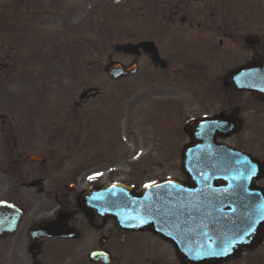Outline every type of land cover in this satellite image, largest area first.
I'll list each match as a JSON object with an SVG mask.
<instances>
[{"label":"flooded vegetation","instance_id":"flooded-vegetation-1","mask_svg":"<svg viewBox=\"0 0 264 264\" xmlns=\"http://www.w3.org/2000/svg\"><path fill=\"white\" fill-rule=\"evenodd\" d=\"M152 7L155 14L164 18L160 21H170L172 27L165 28L168 23L159 24L157 28L161 29L155 27L153 35L127 37L126 42L153 41L159 55L166 60L162 69L168 62L171 63V56L178 53V47L188 51L186 59L190 55L189 47L198 48L184 62L197 70V78L190 77L202 81L207 88L190 91V99L197 97L201 105L188 119L208 116L211 120L217 119L218 124L221 121L219 115L235 114L242 128L227 137L212 129V140L245 147L255 157L254 153H257L264 164V139L259 138L256 131L249 140L245 138L244 141L253 145L260 143L255 151L248 143L242 142L238 133L247 125L251 128V125L262 123V115L260 112L257 114L260 109L246 115L242 107L249 102H258L263 107L264 95L255 89L231 87L228 85L231 81L224 76L225 70L231 66L263 59L260 64L249 68L248 78L251 83L260 78L264 81V0H160ZM177 20L181 28L174 24L178 23ZM241 25L243 28H240ZM0 29L10 36L8 44L0 41V86L6 83L11 87L8 92L9 107L1 105L6 103V98L0 100V264H203L201 253L196 249L195 254L192 242L182 244L150 228L126 229L112 215V207L111 213H108L106 207L101 209L95 199L92 201L94 196L88 192L90 189L112 182H126L140 189L148 180L142 175L124 180V148L120 155L112 157L111 141L89 154L87 151L78 152L84 149L81 148V138L64 137L65 128H82L81 115L76 110L82 102L100 96V86L82 85L77 92L78 100H73V111L60 114V118L66 115L69 120L47 121L43 129L37 127V135L32 134V124L22 120L26 115L21 118L19 113L22 107L15 108L18 95L17 89L12 86H16L17 74L25 70V83H29L27 79L32 75L39 74L56 84V80L65 73L47 63H40L34 72L33 58L26 54L24 57L18 55L19 48L29 46L26 41L25 45L16 41V28H9V33L4 31L7 28ZM223 43L225 46L222 48L220 44ZM241 47L246 51L238 52L237 48ZM224 49L234 53L235 56H232L238 61L227 68L220 64ZM124 54L135 55L124 63L135 60L138 65L136 73L140 66L137 56L141 54L149 56L153 66H159L142 48L137 54ZM19 62H23L24 66L20 68ZM207 63L217 67L210 68L209 72ZM174 75L177 76L176 71L171 72L169 78L145 73L143 85L148 89L172 87L176 81L173 80ZM214 85L216 90L211 92L208 87ZM259 86L264 87V82ZM19 96L29 98L26 93ZM104 115H107L106 110ZM217 124L212 126L217 127ZM192 131L198 134L200 128L194 127ZM186 136L188 142L193 140L190 131L186 132ZM234 136L237 141L229 140ZM118 157L121 161L119 165L113 163V158L118 160ZM259 182L264 183V175ZM193 235L192 232L187 233L186 238L191 239ZM261 248L264 249V241L231 258L206 264H264V250L261 251Z\"/></svg>","mask_w":264,"mask_h":264},{"label":"rangeland","instance_id":"rangeland-1","mask_svg":"<svg viewBox=\"0 0 264 264\" xmlns=\"http://www.w3.org/2000/svg\"><path fill=\"white\" fill-rule=\"evenodd\" d=\"M159 1L0 0V28H7L4 31L8 33L9 28H16V41L23 45L26 41L30 45L26 49L19 48L18 55L24 57L26 54L25 56L33 58L34 72L40 67V63H47L62 69L65 73L56 80L58 82L56 84H52L45 75L41 77L39 74L32 75L27 79L29 83H25V70L21 69L24 71L17 74L16 86H12L17 89L18 95L15 108L18 110L22 107L19 113L21 118L26 115L27 119L22 120L32 124V134L37 135V127L43 129L47 121L69 120L66 115L65 118H60V114H65L64 111H73V100H78L77 92L82 85L100 86L102 94L82 102L76 110L81 115L82 128L80 130L65 128L64 137L81 138V148L84 149L78 152L87 151L89 154L95 153L98 147L110 140L113 143V157L114 154L120 155L124 145V179L135 175H142L143 179H153L167 174L182 175L179 153L187 136L181 132L180 127L194 110L200 109L201 105L200 100H196L197 97L192 100L188 96L191 90L207 88L203 86L202 81L194 80L197 78L196 68L189 64L184 65L180 61L186 59L188 51L181 50V46L178 47V56L177 53L171 56V63L168 62L165 69L161 66H153L149 56L141 54L137 56L140 65L138 73L116 80L111 79L104 69L109 58L123 62L135 58V55L125 56L124 52L116 51L114 48L115 44L126 41L127 36L153 35L152 28H157L159 24L168 23L165 28L172 27L170 21L161 22L160 15L155 14L152 19L150 13L146 12V9H152V5L155 6ZM251 6L255 8L252 3ZM177 21L178 23H173L181 28L180 21ZM240 28L243 26L241 25ZM241 37V40H244L243 36ZM9 38L10 36L0 29V41L8 44ZM220 45L225 46L224 43ZM0 48H2L1 43ZM189 50L188 60L198 48L189 47ZM224 50L221 53V66L227 68L238 62L232 56L234 53L232 54L228 49ZM237 51L241 53L246 49L241 47L237 48ZM76 58L79 61L78 65ZM207 64L209 72L210 68L217 67L212 63ZM23 66V62H19V67ZM72 67L76 70L72 71ZM221 70L222 68L218 72ZM173 71L177 73V76H173V80H176L175 84L177 83L176 87L174 84L168 88L148 89L143 85L142 78L145 73L169 78ZM190 76H194V79ZM185 77L189 80H185ZM169 81L170 79H167V82L171 83ZM10 88L6 83L3 87L0 86V100L6 98V103L3 102L1 105L6 107H9ZM208 88L211 92L216 90L215 85ZM25 93L29 98L24 99L19 96ZM169 97L175 100L174 107L165 114H160L162 111L154 104V100ZM255 103L249 102L243 106L242 112L252 115L260 109L257 114L260 112L262 115L260 117L262 123L258 126L251 125L252 131L247 125L239 133V138L249 140L253 137V131H256V135L264 139V106L260 107L258 102ZM105 110L107 115H104ZM20 115L18 114V121L21 120ZM167 127L171 128L169 134L166 132ZM91 129L93 136L89 135ZM178 132L181 136L175 140ZM94 135L95 139H92ZM235 139L234 136L230 140L237 141ZM243 142L248 143L255 151L260 145V143L253 145L248 141ZM168 152L172 153L169 154L170 160H167ZM262 154L264 155V150ZM113 162L118 165L121 163L119 157L118 160L113 158Z\"/></svg>","mask_w":264,"mask_h":264},{"label":"water","instance_id":"water-1","mask_svg":"<svg viewBox=\"0 0 264 264\" xmlns=\"http://www.w3.org/2000/svg\"><path fill=\"white\" fill-rule=\"evenodd\" d=\"M139 46L152 53V57H157L156 46L147 41L118 44L116 47L135 52ZM253 64H247L232 72L230 75L240 71L235 75L233 83L248 87L249 82L238 81L236 78L249 71ZM106 70L117 77L134 72L136 64L123 65L119 61L111 60L107 63ZM233 124L234 127L239 125L234 121ZM187 147L184 146L182 150L181 167L190 174V183L166 178L147 184L149 186L140 192L132 191L127 185L122 186L123 188L113 184L104 185L91 191V195L96 196V204L106 206L109 211L112 207L113 216L118 223L124 224V227H149L167 234H186L191 212L194 218H207L205 222L193 223L206 228L203 236L199 238L204 248L200 256L203 264L227 258L243 247H251L262 241L264 186L254 184L263 171L262 165L248 154L221 148L213 149L214 152L206 158L209 161L199 171H195L190 169ZM151 198L152 200H149ZM149 214L152 220L143 218ZM178 241H185V238L181 237ZM225 246H230V251L226 254H207L218 252Z\"/></svg>","mask_w":264,"mask_h":264},{"label":"snow or ice","instance_id":"snow-or-ice-1","mask_svg":"<svg viewBox=\"0 0 264 264\" xmlns=\"http://www.w3.org/2000/svg\"><path fill=\"white\" fill-rule=\"evenodd\" d=\"M94 177H89V179H93ZM155 183V182H153ZM149 185H145V187H148ZM245 235H247V233H245ZM228 251H230V246H225L223 247L220 251L218 252H209L207 254L209 255H223L226 254Z\"/></svg>","mask_w":264,"mask_h":264}]
</instances>
